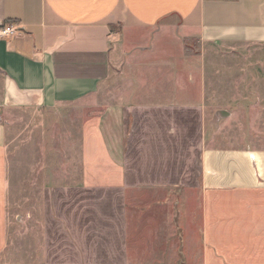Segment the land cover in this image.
<instances>
[{
    "label": "crops",
    "instance_id": "obj_1",
    "mask_svg": "<svg viewBox=\"0 0 264 264\" xmlns=\"http://www.w3.org/2000/svg\"><path fill=\"white\" fill-rule=\"evenodd\" d=\"M2 24L0 112L96 108L46 165L32 264H264V0H0ZM235 44L253 103L220 111V143L205 59ZM10 187L0 121V264Z\"/></svg>",
    "mask_w": 264,
    "mask_h": 264
},
{
    "label": "rangeland",
    "instance_id": "obj_2",
    "mask_svg": "<svg viewBox=\"0 0 264 264\" xmlns=\"http://www.w3.org/2000/svg\"><path fill=\"white\" fill-rule=\"evenodd\" d=\"M187 46L194 52L199 51L192 44ZM254 55V45L245 44L208 50L205 59V83L210 96H206L208 108L205 115L208 121H214L207 131L209 139L213 135L214 140L219 139L220 143L228 137L238 139L240 132L237 123H225L227 117L220 111L236 109L239 100L243 99L253 103V98L242 97V91L246 87H254L253 77L249 76L255 72ZM104 88L111 89V82L108 81ZM109 98L108 95L106 101L110 102ZM94 110L96 108L91 105H77L66 107L62 111L0 112V121L6 123L11 184L7 254L12 262L32 264L30 254L37 255L40 235L39 207L42 190L47 182L44 177L46 165L51 162V158L64 159L68 155L69 147L73 148L78 141L77 125ZM245 131L248 135H253V129L247 128ZM56 164L61 168L59 162ZM192 235L195 236L194 233ZM18 251L19 254L22 251L23 255L18 257Z\"/></svg>",
    "mask_w": 264,
    "mask_h": 264
},
{
    "label": "built area",
    "instance_id": "obj_3",
    "mask_svg": "<svg viewBox=\"0 0 264 264\" xmlns=\"http://www.w3.org/2000/svg\"><path fill=\"white\" fill-rule=\"evenodd\" d=\"M18 31L14 24L0 25V39L7 38Z\"/></svg>",
    "mask_w": 264,
    "mask_h": 264
}]
</instances>
